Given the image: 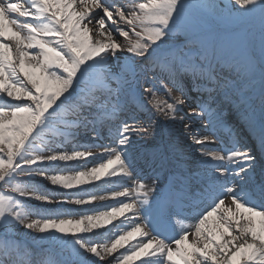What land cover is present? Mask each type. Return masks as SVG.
I'll return each mask as SVG.
<instances>
[{
  "label": "snow or ice",
  "instance_id": "1",
  "mask_svg": "<svg viewBox=\"0 0 264 264\" xmlns=\"http://www.w3.org/2000/svg\"><path fill=\"white\" fill-rule=\"evenodd\" d=\"M137 262L264 264V0H0V264Z\"/></svg>",
  "mask_w": 264,
  "mask_h": 264
},
{
  "label": "bare ground",
  "instance_id": "2",
  "mask_svg": "<svg viewBox=\"0 0 264 264\" xmlns=\"http://www.w3.org/2000/svg\"><path fill=\"white\" fill-rule=\"evenodd\" d=\"M70 139V138H69ZM84 140V143H87V141H86V138L85 139H83ZM83 140H78V141H83ZM95 143H96V141H95ZM97 144V143H96ZM105 144H107V142H105L104 144H101V145H105ZM61 147L65 150V148H66V146L64 145H61ZM91 149H87V150H89V151H91L92 153H94V154H100V153H102L103 152V148L102 147H90ZM83 150V149H82ZM104 159L105 158H103L101 155H94V156H92V157H89V158H87V166L88 167H91V166H93V165H97V164H99V163H102V162H104ZM100 161L101 160V162H96V161ZM119 175V174H118ZM105 179H107V178H102V180L101 181H99V182H95V183H102V184H104V180ZM115 182H117V183H120L119 182V180L117 179V178H113L112 179V181L111 182H109L108 184H104V186L103 187H101V189L96 193L97 195H106V196H108V199L107 200H105V201H103V202H95V203H98L97 205L98 206H100V208H98V210H104V209H102V204H110L111 203V201L113 200V199H116V198H113V197H111L110 195H109V193H110V191H112V190H120L121 188H119V187H115V186H112V184L113 183H115ZM41 186H49V187H52L51 185H47V184H44V183H41ZM54 187V186H53ZM104 190H106V191H104ZM58 195V194H57ZM57 198H59V197H57ZM72 205V204H71ZM110 235H111V233H104V232H101L100 233V235L98 236V237H96V239H98L99 241H104V240H106V239H108L109 237H110ZM137 240L139 239V237H137L136 238ZM135 242V241H134ZM137 264H138V262H137Z\"/></svg>",
  "mask_w": 264,
  "mask_h": 264
},
{
  "label": "rangeland",
  "instance_id": "3",
  "mask_svg": "<svg viewBox=\"0 0 264 264\" xmlns=\"http://www.w3.org/2000/svg\"><path fill=\"white\" fill-rule=\"evenodd\" d=\"M70 142H72V143H70ZM76 145H77V141L74 142V144H73V141H69V143H66V145H65L66 146L65 150H68V151H71L73 149L77 150L76 149ZM68 167L75 169V168H77V165L75 163H72ZM95 185H96L95 187L89 186L87 188V191L90 192V193H95L96 194L98 192L97 191L98 188H96V187L100 188V187H102L103 184L95 183ZM41 189L44 192H51L54 195H57L59 193V191H60L59 189H57V188H55L53 186L52 187L41 186ZM57 197H58V195H57ZM97 204L98 203H94L92 206H76V205H71V204H69V205H59V206L50 205V206H46V208H47L48 211L68 210V211H71V212H73L75 214H85V213H87L89 211V207H95L97 209L100 208V206H98ZM107 204H105V203L102 204V209L105 210L104 205H107Z\"/></svg>",
  "mask_w": 264,
  "mask_h": 264
}]
</instances>
